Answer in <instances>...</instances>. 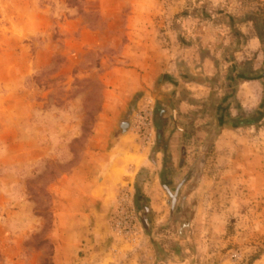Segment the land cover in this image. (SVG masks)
Returning <instances> with one entry per match:
<instances>
[{"label":"rangeland","instance_id":"374dc122","mask_svg":"<svg viewBox=\"0 0 264 264\" xmlns=\"http://www.w3.org/2000/svg\"><path fill=\"white\" fill-rule=\"evenodd\" d=\"M183 1L173 30L189 14L199 17L197 27L219 28L210 47L216 53L196 51L192 58L200 67L203 58L216 55L219 93L187 112L170 100L168 107L160 102L149 115L136 110L130 121L120 122L110 145L121 139L127 144L117 153L125 163L93 175L128 179L123 167L129 165L133 189L130 194L118 181L107 208L76 195L84 191L89 171L68 179L99 150L93 144L104 129L96 132L105 98L101 76L122 63L126 37H116L122 41L116 48L77 47L79 35L66 31L68 22L79 16L90 27L104 25L95 4L86 0H0V264H95L98 254H121L124 260L134 250L137 264H264V196L257 195L251 208L239 202L222 222L220 212L205 204L218 167L210 172L211 184L194 195L223 125L252 120L263 126L264 137V98L250 112L238 110L232 98L241 78L264 85V0ZM183 32L180 42L202 33L211 42L209 32ZM227 98L234 117L224 105ZM156 107L163 110L161 147Z\"/></svg>","mask_w":264,"mask_h":264},{"label":"crops","instance_id":"0c3cea01","mask_svg":"<svg viewBox=\"0 0 264 264\" xmlns=\"http://www.w3.org/2000/svg\"><path fill=\"white\" fill-rule=\"evenodd\" d=\"M86 1L95 4V10L104 25L101 29L90 27L79 16L68 22L69 27L66 31L79 35V41L76 40L77 47L116 48L122 44V41L116 38L118 35L125 36L126 39L122 44L124 52L122 63L108 68L101 76L105 98L100 113L101 123L96 132L104 129L101 130L102 140H95L93 144L99 150L90 154L77 166L68 180H74L76 176L89 171L91 176L82 180L84 191L76 195H84L87 203L98 201L108 208L110 197L118 189L115 187L118 181L123 187L126 186L129 193L133 189V175L132 177L130 175L133 167L129 165L123 167L124 174L130 176L128 179L119 176L111 182L105 178L98 180L95 173L93 175V171H104L110 164L115 167L125 163V156L118 157L117 153L123 147H127V144L121 139L114 146L110 145V138L115 129L126 117H129V121L135 117L136 110L149 115L156 104L162 102V107H168L171 100L179 111L187 112L194 108V103L202 104L201 101L214 92L219 93L217 92L219 66L216 55L215 58L213 55L203 58L200 67L192 65L196 51L209 50L213 54L215 50L210 47H215L213 34H217L219 28L217 25L216 27L212 25V28L203 24L197 27L199 17L189 14L179 18V22L175 21L176 28L173 30L170 27L172 19L182 11L183 0ZM182 30H187L189 34L197 31L209 32L211 42L203 33L195 37L193 42L184 37V42H180V35L184 33ZM108 36L112 39L109 40ZM115 38L114 44L111 45ZM247 47L242 52L244 56L247 54ZM192 70H197L200 77L194 78ZM254 87L258 90H252ZM263 88L261 80L240 81L232 97L234 102H237V107L239 106L238 110L250 112L257 108L264 98ZM223 99L225 100V97ZM230 102L231 100L227 98L224 105L228 106L234 117L237 112H233ZM226 108L221 106L223 111ZM262 128L263 126L258 124L243 126L227 124L220 128L213 140L214 156L206 161L200 187L195 189L194 195L199 194L203 185L211 184L210 172L217 167L220 168L218 181L215 182L213 189L206 193L208 198L205 204L214 208L216 215L220 212L219 219L224 223L228 220V212H233L235 206L243 203L251 208L257 195L264 196V140H260L264 138ZM131 129L132 126L129 124V130L124 136L129 135ZM205 129L209 131V128ZM201 136L203 138L202 134ZM177 138L176 133L171 136L169 140L171 150L175 148ZM255 162L258 164H254ZM200 201L203 202V199ZM105 210L109 212V209ZM101 211L95 210L94 215L101 216ZM98 256L99 254L95 257V264H137L140 255L134 250L132 253H126L124 260L121 254L115 257L105 254L104 258Z\"/></svg>","mask_w":264,"mask_h":264},{"label":"trees","instance_id":"16d2710c","mask_svg":"<svg viewBox=\"0 0 264 264\" xmlns=\"http://www.w3.org/2000/svg\"><path fill=\"white\" fill-rule=\"evenodd\" d=\"M241 79L246 80L245 78H241ZM262 110H263V113L261 115L264 116V102L262 104ZM162 113H163V110L160 109L159 107H156L155 114L158 117V120L154 123V125H156V135H157L156 143H157L158 147H161L160 145L162 143V121H163V118L161 116ZM245 124H254V122L252 120H248L247 121V120H244V119L235 120V125L236 126H243ZM159 149L164 153V155L167 154L166 153V146H163L162 148H159ZM136 206H137V202H136Z\"/></svg>","mask_w":264,"mask_h":264},{"label":"water","instance_id":"95a60500","mask_svg":"<svg viewBox=\"0 0 264 264\" xmlns=\"http://www.w3.org/2000/svg\"><path fill=\"white\" fill-rule=\"evenodd\" d=\"M126 126H128V124H126ZM125 130V129H124Z\"/></svg>","mask_w":264,"mask_h":264}]
</instances>
